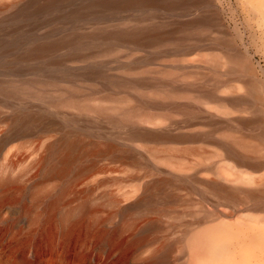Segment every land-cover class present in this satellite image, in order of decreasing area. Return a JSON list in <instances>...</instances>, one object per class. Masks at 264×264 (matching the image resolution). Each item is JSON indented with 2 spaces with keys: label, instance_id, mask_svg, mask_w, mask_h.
I'll use <instances>...</instances> for the list:
<instances>
[{
  "label": "bare ground",
  "instance_id": "bare-ground-1",
  "mask_svg": "<svg viewBox=\"0 0 264 264\" xmlns=\"http://www.w3.org/2000/svg\"><path fill=\"white\" fill-rule=\"evenodd\" d=\"M217 1L26 0L17 4L15 16L28 20L58 10L54 17L60 22L63 17L84 21L30 42L22 56L58 65L80 64L78 79L30 76L0 88L44 101L62 113L58 120L45 113H27L18 119L25 124L40 120L43 129L60 133L50 147V175L66 174L80 161L110 157L160 174L143 185L137 204L164 206L176 201L173 190L187 186L190 170L207 168V160L215 156L200 154L191 162L189 146L183 144L206 140L224 129L220 136L225 153L264 169V74L252 53L254 49L264 58V0H236L244 18L234 26L227 23ZM159 11L184 18L162 20ZM254 19L261 21L253 25ZM203 41H210L220 52L186 56L209 45ZM176 113L182 116L178 121ZM219 115L228 119L216 122ZM190 118L212 128L193 139L181 130ZM245 129L254 138L241 133ZM209 170L228 184L206 183L213 195L231 206L242 202L264 212V173L255 177L216 163ZM215 216L219 218L215 213L206 216L210 223L188 229L148 261L158 263L178 252L185 257L182 264H264V214H248L234 223Z\"/></svg>",
  "mask_w": 264,
  "mask_h": 264
},
{
  "label": "rangeland",
  "instance_id": "rangeland-1",
  "mask_svg": "<svg viewBox=\"0 0 264 264\" xmlns=\"http://www.w3.org/2000/svg\"><path fill=\"white\" fill-rule=\"evenodd\" d=\"M25 1L0 0V8H3L0 12V88L31 77L78 79L80 64L58 65L45 59L22 56L36 40L55 36L84 21L63 17L60 22L54 17L58 10L35 16L30 21L15 16L17 4ZM217 2L229 25L242 22L244 14L236 0ZM163 12H158L162 20L184 18L170 13L168 17ZM260 21L254 19L253 25ZM262 40L264 44V34ZM201 43L209 45L186 56L193 58L199 53L220 52L210 45V41ZM252 53L257 68L264 74V58L254 54V49ZM160 54L164 55V52L161 50ZM27 113L40 116L45 113L50 120L61 119L62 115L44 101L0 91V264H182L185 257L178 252L168 258L170 260L158 263H150L148 258L178 241L200 222V226L210 223L209 218L204 219L212 213L219 215L213 219H224L229 223L240 221L248 214H264L242 202L231 206L207 188L213 181L228 185L209 170L215 163L230 165L235 172L252 173L255 177L264 173L263 168H253L225 153L220 133L226 129L206 140L183 144L189 146L187 158L191 162H195L200 154L215 156L207 160V168L190 170L187 186L173 190L175 202L147 207L138 205L137 201L143 195V185L160 176L154 170L136 169L120 160L104 157L80 161L66 174L50 175L48 168L53 163L50 147L60 133L43 129L44 123L40 120L34 124L19 122L18 119ZM175 115L177 121L182 117ZM216 117V122L228 119L221 115ZM200 121L203 120L187 119V126L181 130L195 139L198 133L212 128L198 124ZM231 126L237 127L233 123ZM241 133L254 138L247 129Z\"/></svg>",
  "mask_w": 264,
  "mask_h": 264
}]
</instances>
